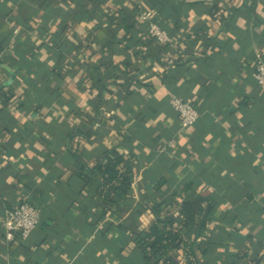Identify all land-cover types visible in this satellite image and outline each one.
<instances>
[{
    "label": "crops",
    "instance_id": "0c3cea01",
    "mask_svg": "<svg viewBox=\"0 0 264 264\" xmlns=\"http://www.w3.org/2000/svg\"><path fill=\"white\" fill-rule=\"evenodd\" d=\"M148 10L177 47L149 36ZM257 54L264 0H0V264H137L124 238L148 222L139 200L189 182L216 205L197 237L209 264L264 256ZM172 94L199 110L193 126ZM120 144L140 160L136 193L95 224L75 173ZM21 200L41 207L40 223L7 241L5 211Z\"/></svg>",
    "mask_w": 264,
    "mask_h": 264
},
{
    "label": "trees",
    "instance_id": "16d2710c",
    "mask_svg": "<svg viewBox=\"0 0 264 264\" xmlns=\"http://www.w3.org/2000/svg\"><path fill=\"white\" fill-rule=\"evenodd\" d=\"M152 21L168 31L162 22ZM141 25L146 28L148 23L141 22ZM170 45L165 44L166 47ZM59 60H64L62 54ZM99 100L103 102L101 97ZM74 157L79 164L80 156ZM139 166L136 151L121 144L104 148L92 165L88 162L79 164L75 174L83 181L82 192L95 205L96 212L92 214L95 224L108 215L120 213L133 199L132 181ZM27 202L41 212L38 204ZM215 210V203L194 189L192 182L174 190L173 198L153 204L141 198L134 212L136 215L146 214L148 222L143 229H132L124 238V245L132 244L138 251L137 264H209L207 247L202 248L197 237L206 228ZM197 249H201L202 257L198 256ZM246 256V252L236 254L238 261L246 259ZM246 264H264V256L248 258Z\"/></svg>",
    "mask_w": 264,
    "mask_h": 264
},
{
    "label": "built area",
    "instance_id": "2783aa9c",
    "mask_svg": "<svg viewBox=\"0 0 264 264\" xmlns=\"http://www.w3.org/2000/svg\"><path fill=\"white\" fill-rule=\"evenodd\" d=\"M139 17L141 22L148 23V34L150 37L154 38L161 44L171 43L174 47H177L174 37H172L170 33L166 29L162 28L157 22L152 21L154 17L153 11H145L141 13ZM17 32L18 29L15 30V33ZM172 62L173 60L169 61L170 64ZM253 69V76L262 92H264V58L261 54H257ZM170 102L184 127H191L195 124L200 114L199 110L191 101L184 99L180 95L172 94ZM138 181L139 177L136 173L132 181L134 193H136L135 190ZM40 218L41 212L35 205L24 200L13 204L5 211L3 219L5 239L7 241H11L16 236L23 239L27 238L39 225Z\"/></svg>",
    "mask_w": 264,
    "mask_h": 264
}]
</instances>
